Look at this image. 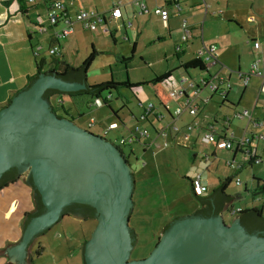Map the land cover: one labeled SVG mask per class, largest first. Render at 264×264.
I'll return each mask as SVG.
<instances>
[{
	"label": "crops",
	"instance_id": "0c3cea01",
	"mask_svg": "<svg viewBox=\"0 0 264 264\" xmlns=\"http://www.w3.org/2000/svg\"><path fill=\"white\" fill-rule=\"evenodd\" d=\"M62 1L65 3L73 21V31L70 34L76 31V24H78L76 22L78 21L75 20L74 15L80 9H93L105 12L111 8L114 1H121V15L119 17L113 18L109 13L104 15L103 25L105 30L108 31L111 30L109 27L110 21L116 23V28L120 25L124 28L133 27L131 19L138 18V15L143 14L138 11V6L129 0ZM143 1L150 10L147 13L148 17L145 22L157 23L161 21L160 26L157 28V39H165L166 34L173 39L175 55L176 57L179 56V65L193 58L201 57L205 46L214 44L217 47L216 63L208 69L209 76L217 74L219 77L225 78V81L230 83V87L225 92H222L225 94V97H223L213 93L214 90L211 89L209 82L207 84L200 82L201 76L209 77L205 73L199 72L197 79H194L196 73L192 72V70H190V76H187L182 71L179 77H172L171 75L168 80L170 86L168 90H182L183 92L173 97V105L171 107L168 106L170 113L172 114V111L177 106L185 108L187 104H190L197 107L195 115H191L188 110H183L178 117L172 118L161 106H158L156 101L151 102L148 93L142 86H137L138 104L143 109L140 111V117L145 115V107L149 103L153 104V110L147 114L148 120H138L140 117L135 115L134 118L137 124L140 121L150 122L154 131L150 137L135 139L134 143L128 147L134 152L140 148L145 152L150 149L152 144L158 141L167 143L166 146L162 144L160 146L162 148H167L171 142L180 146L182 141H189L193 146L197 145V143L205 146L206 173L205 171L202 173L200 171L194 175H187V177L192 179L200 175L203 184L207 185L206 193H208L219 181L231 174L237 176L240 173L239 170L243 169L239 168L237 171H232V167L221 169L222 159H224L225 165V161L241 159L243 155L239 150H226L227 153L222 158L218 155V150L221 149L215 147L214 144L203 143L201 136L208 130H212L218 135L226 133L230 129L235 132L236 138L239 139L243 135L247 119L236 115L243 110L251 111L252 119L264 120V93L260 91V86L264 82V0ZM27 6L29 7L28 11L24 14L20 10L19 0H0V109L6 105L10 95L26 84L27 77L36 72L37 61L46 57L44 53L43 55L41 53V35H44V32L41 33L37 29L39 20L46 22V18H44L47 13L46 6H44L43 0L28 2ZM158 6L168 10L169 18L166 22L153 13V9ZM170 7H173L174 10H170ZM176 17L182 20L178 19L170 22L171 18ZM129 22L131 23L130 25H128ZM184 22L189 30L187 40L182 39V25ZM61 27L62 25H59L58 28L53 27L48 33L46 32L48 41L50 40V35ZM256 40L260 42L261 47L260 51H258V56L260 57L262 75H251L244 81L243 77H247L246 73H248L250 64L255 58L253 42ZM205 88L206 92L203 91ZM146 100L149 101L147 105L145 104ZM67 111L69 112L68 109ZM115 116L119 118L117 113ZM114 122L116 121L110 120L108 126ZM170 123L177 125L181 131L170 130L166 137H160L157 133H154L155 129ZM190 124H193V128L188 130L187 127ZM135 128H128V133L120 137L127 138L129 135L136 134L137 128L140 129V126ZM253 130L252 125L248 124L247 134ZM257 131L264 134V125L258 128ZM185 133H189L188 138H184L183 135ZM250 143L255 155L260 159L259 162L248 164L252 166L262 161L264 156V138H253ZM195 157H197L196 154ZM207 162L209 163L207 164ZM244 184L246 188L252 189V185L247 187V183ZM227 193L231 194L228 191ZM33 200L34 190L26 181V174L24 173L19 179L0 189V264H86L82 253V244L88 239L94 226H86L84 223L89 221L88 219L71 213L65 216L77 221L73 229L66 230L65 224H62L64 216L57 221L61 222L62 231H67V235L64 238L65 245L55 246L54 250L58 253L50 250V245L44 242V233L57 223L55 222L48 229L36 233L30 240L27 246V257L24 261H17L10 256L6 245L15 243L20 239L25 214L34 209ZM260 203V199H253L249 205L244 207L262 205L264 208V204ZM196 205L198 207V204ZM238 207L244 208L240 205ZM228 216L231 219L235 218V216L229 214ZM159 229L161 230L160 226ZM46 252H49V259L45 257Z\"/></svg>",
	"mask_w": 264,
	"mask_h": 264
},
{
	"label": "water",
	"instance_id": "95a60500",
	"mask_svg": "<svg viewBox=\"0 0 264 264\" xmlns=\"http://www.w3.org/2000/svg\"><path fill=\"white\" fill-rule=\"evenodd\" d=\"M85 87V83L42 73L0 109V177L11 167L21 175L28 164L45 206L26 224L25 218L20 239L6 245L12 258L24 261L36 233L57 222L64 206L83 203L95 208L96 220L84 244L86 264H264V235L248 232L238 217L227 224L221 213L178 219L160 234L147 256L131 259L134 180L130 162L111 140L59 117L43 96L48 88ZM27 177L28 173L26 181Z\"/></svg>",
	"mask_w": 264,
	"mask_h": 264
},
{
	"label": "rangeland",
	"instance_id": "374dc122",
	"mask_svg": "<svg viewBox=\"0 0 264 264\" xmlns=\"http://www.w3.org/2000/svg\"><path fill=\"white\" fill-rule=\"evenodd\" d=\"M170 10H174V8L170 7ZM147 15V13H143L138 15V18L131 19L133 27L127 28L122 25L116 28V23L110 21L109 27L114 33L113 38L109 31L105 30L103 24L98 25L94 30H89L76 22L78 24H76L75 33L58 37L63 52L62 55L69 64L79 66L91 52L92 46L95 48L97 53L87 71V82L89 84H96L110 79L118 82H124L128 79L132 83H141L145 80H151L155 75L162 74L167 70L172 71V77H179L184 71L180 68V62L175 55L173 39L166 34L165 39L158 40L157 28L160 26L161 21L147 23L145 22ZM44 18H46V14ZM178 19L181 18H171L170 22ZM47 33L41 35V53L42 55L44 53L46 57H50ZM118 57L129 58V60L123 62ZM192 72L196 73L194 79H197L199 72L205 73V71L199 69H193ZM142 87L148 93L151 102H155V98L148 88L146 86ZM203 91L206 92V88ZM137 95L136 87L120 86L118 91H104L102 98L104 101L109 102L99 106L93 103L94 100L87 103L88 97L80 95L76 104L77 109L72 104L70 97L65 96L62 104L70 113L68 116H63L69 119L72 117L79 126L101 135L115 144L120 143V136L126 135L129 131L128 128H135L136 126H140L142 130L148 129L150 137L154 131L150 123L140 121L137 124L134 118V115L140 117V111L143 110L138 104ZM52 101L54 102V98ZM148 103L149 101L146 100L145 104ZM155 105L157 106L156 103ZM172 105V102L169 103L170 107ZM113 110L117 112L119 118L115 116ZM79 113L81 115H78ZM110 120H115L117 127L105 133L104 131L108 128ZM161 142L158 141L152 144L150 149L145 152L141 148L138 149L136 155L129 153L128 146H121L126 154L129 153V162L133 170L134 180L133 206L129 214V225L130 228L133 227L136 233V243L130 255L131 259L147 256L154 247L156 236L161 234L159 226L161 228L173 216L190 214L198 204L193 196L187 175H194L200 171L202 173L206 170V158L204 157L206 147L198 143L193 146L189 141H182L180 146L171 142L167 148H162L160 146L164 143ZM218 151V155L222 158L227 153L226 149ZM195 154L197 157H195ZM242 158L243 156L241 159L235 160L239 161ZM223 160V165H220L221 169L231 168L230 165H227V161H225L226 167ZM233 170L236 171L232 168ZM239 171L240 173L235 180L240 178L241 184L236 185L235 180H233L226 190L232 195L241 194L242 199L237 203V206L244 207L253 200L250 189L245 191L244 183H247V187H250L253 176L264 179V156L260 163H255L252 166L247 164ZM257 199H260V202L264 204V197ZM88 220L84 224L95 227L96 220ZM224 220L229 224L233 219L225 215ZM76 223V220L68 216H64L62 221L67 231L73 229ZM62 224L59 221L44 233V242L50 245L49 249L54 253H58L54 250L55 246L65 245L64 238L67 231H62ZM48 253L46 252L45 257L49 259Z\"/></svg>",
	"mask_w": 264,
	"mask_h": 264
},
{
	"label": "trees",
	"instance_id": "16d2710c",
	"mask_svg": "<svg viewBox=\"0 0 264 264\" xmlns=\"http://www.w3.org/2000/svg\"><path fill=\"white\" fill-rule=\"evenodd\" d=\"M52 1L53 0H43L44 6H46V9L49 8ZM27 3H28V0H19L20 10L24 14L27 13L28 8H29L27 6ZM51 28H53V27H50V29ZM109 33L113 38L114 33L111 30H109ZM160 39L161 38H159V40ZM49 41H50L49 42L50 45H49L48 51H49L50 47L53 45L58 46L60 51H58L57 53H54V54L49 53L50 57H44V59H39L37 61L36 72L27 77V82L21 89L17 90L12 95H10L6 105L11 102L13 96L16 95L19 91L28 88L38 78V76L40 74H42V73H54L58 77L62 78L65 81L79 82V83H85L86 84L85 88L80 89V90H76V91H61V90L52 89V88H48L44 91V94H43L44 98L49 99L51 101V103L53 105L52 109L54 112H56V114L59 117H63V115H65V116L69 115V112L67 111V109L62 104L63 98L65 96L70 97L72 104L76 107L77 101L79 100L78 96H80V95L87 96L88 97L87 99H89L87 103H89V101L91 103L96 98H102V94L104 93V91H109V92L112 90L118 91L120 86L128 87V88H133V87H137V86H146L148 88V90L151 92L152 96L155 98V101L158 104V106H161L164 110H166V112L169 113L172 118L179 116V115L173 116L170 113L169 108H168L169 103L172 102L173 97L171 96L170 91L165 86V81L169 80L170 76L172 75L171 70H167L164 73H162L161 75H155L151 80L142 81L141 83H132L128 79L124 82H118V81H115L113 79H110V80L100 82V83H96V84H89L87 82V71H88L89 66L91 65V63H92V61H93V59L97 53L95 48L92 46L91 52L82 61V63L79 66H73V65L69 64L68 62H66V60L64 59L62 52H61V47L59 45L58 36H56L55 33L50 35ZM134 48H135V45L133 46V50H134ZM118 59L123 61V62H127L129 60V58H125V57H118ZM180 68H182L184 70V72L187 76H190V70H193V69H199V70L205 71V74L209 76L208 69H207V67H205V63L201 57L193 58V59L189 60L188 62L183 63L182 65H180ZM203 76H201V77H203ZM204 77H206V76H204ZM210 77L211 76L206 77V78H210ZM213 93L219 94L220 96L225 97V94L222 93L221 91L215 90V91H213ZM110 96H111V93H110ZM53 98H54V102L52 101ZM90 99H92V100H90ZM103 104H108V102L104 101ZM108 106H110V105H108ZM76 109H77V107H76ZM113 113L116 115L117 112L113 110ZM78 115H81V113H79ZM71 119L74 120L72 117H71ZM144 119L148 120V116L142 115V117H140L138 120H144ZM114 123H116V122H114ZM172 123H170V124H172ZM137 129L139 130V128H137ZM158 129H162V127L158 128ZM158 129H155V133L158 132ZM106 130L108 131L111 129H106ZM146 130L148 131V129H146ZM169 131L170 130H168L166 136H168ZM133 135L136 136V139L143 138V137H139V135H137V133L136 134L134 133ZM218 136H220V135H218ZM129 138H131V135H129L127 138L126 137H120V139H125V140H128ZM134 141L135 140H133L132 143H134ZM132 143H131V141L130 142L126 141L124 144L118 143L119 145L118 144L117 145L120 146V148H121L122 145L129 146ZM121 150H122L127 161H129V158H130V156L128 155L129 153L132 155L133 154L136 155V152H134V150H132L131 148H129L128 154H126L122 148H121ZM240 161H242V160H240ZM246 164H249V163L248 162L247 163L241 162L240 168H244ZM237 170H239V168H237L236 171ZM132 175H133V173H132ZM19 177H20V173H19L18 169L16 167H11L10 169L5 171L1 175V177H0V189L7 186L9 183L16 181L17 179H19ZM235 178H236V175L231 174V175L225 177L224 179H222L221 181H219V183L210 192L206 193L207 192L206 191L201 195H197L193 189V185H192L193 178L189 179L190 185H191V190L193 192V196L195 197V199L197 200V203H198V207L190 215L209 217V216H215L218 213H221L223 215L229 214L231 216L238 217L240 220V223L244 226V228L248 232H251V233L258 232V233L264 235V208H263V206L259 205V206L244 207V208L238 207L237 203L242 199V195L239 193H237L235 195L227 193L226 189H227L229 183L231 181L235 180ZM237 179H239V178H237ZM29 184L31 185V187L33 188V190L35 192L34 200H33L34 201V209L25 214V218H26L25 224L28 223L32 217L39 215L45 211V206L42 203L40 195L37 193V190H36L31 178H29ZM240 184H241V181H240ZM240 184H237V185H240ZM245 191H248V188L245 187ZM250 192H251L252 198L254 200L257 198H260V197H264V179L259 178L257 176H253L252 177V189L250 190ZM78 207L83 209L84 218L95 219V208L92 207L91 205L83 204V203H71L70 205L65 206L63 211H62L61 217L68 215L72 212H75L76 208H78ZM184 216H186V215H184ZM184 216L179 215V216L172 217L169 221L165 222L162 225L160 232L161 233L165 232L172 225L173 222L177 221L178 219H180ZM130 232H131L132 239L134 242L133 244L135 246L136 233L133 230V227H131ZM89 236H90V234H89ZM89 236H88V238H89ZM86 240L82 244V253L84 250V244H85ZM158 240H159V235L156 237L154 246L156 245Z\"/></svg>",
	"mask_w": 264,
	"mask_h": 264
},
{
	"label": "built area",
	"instance_id": "2783aa9c",
	"mask_svg": "<svg viewBox=\"0 0 264 264\" xmlns=\"http://www.w3.org/2000/svg\"><path fill=\"white\" fill-rule=\"evenodd\" d=\"M34 0H28V2H33ZM132 3H135L138 8L140 13H149L150 10L145 4L143 0H129ZM120 5L121 1H114L112 3L111 8L108 11H98V10H87V9H80L77 11L75 15V20L80 22L83 28L89 29V30H94L97 28L98 25L103 24L105 17L104 15L106 13H109V15L113 18L119 17L121 15L120 12ZM153 13L158 15L160 19L164 22L168 20L169 13L168 10L162 6H158L153 9ZM46 22L39 20L38 22V31L41 33H46L50 30V27H58L59 25H62L60 29H57L55 31L56 36H64L67 34H70L73 31V21L70 18V15L66 9L65 3L62 0H53L49 8L47 9L46 13ZM131 23L129 22L128 25ZM182 39L187 40L189 37V30L185 25V22L182 25ZM253 47L255 50V58L252 60L250 64V68L248 73H246L247 77H243L244 81H246L249 76L251 75H262V72L260 70V57L258 56V51H260V42L259 41H254L253 42ZM216 45L211 44L209 46H205V48L202 51L201 58L203 59L205 63V67L209 69L213 64L216 63ZM59 50L58 46H51L49 49V53L54 54L57 53ZM210 78L206 77H201L199 80L203 84H207L208 82L210 83V87L212 90H217L221 92H225L229 87L230 83L225 81V78L219 77L217 74H211ZM209 79V80H208ZM224 84V85H223ZM165 86L167 89L170 87L168 80L165 81ZM170 91V90H169ZM260 91L264 93V82H262L260 86ZM183 91H170V94L172 97L177 95L178 93H182ZM96 106L103 105L104 99L103 98H96L94 99V102ZM153 110V104L149 103L145 107V112L149 114ZM183 110H188V112L191 115H195L197 113V107L196 105H190L187 104L185 108L181 106H177L173 111L172 115L173 116H178ZM237 117H244L247 119L246 126L243 131L242 137L239 139L236 138V134L233 130H227L226 133H221L218 134V136L214 131L208 130L206 131L202 136H201V141L205 144H214L215 147L220 148V149H226V150H239L242 155V161H235V159H232L227 162L228 165H230L232 168L237 169L240 168V163L241 162H248V163H254V162H259L260 159L255 155L254 149L251 147V140L253 138H264V134L260 133L257 131L258 128L262 127L264 125V120H255L252 119V113L249 110H243L242 112L238 113L236 115ZM248 124H251L252 127L254 128L253 131L248 132L247 134V126ZM117 126L116 123H112L108 126V129H113ZM193 124L188 125L187 129H192ZM256 129V130H255ZM168 130H174L176 132L181 131V129L177 125H166L165 127H162V129H158V136L160 137H166ZM107 130L105 131V133ZM137 135L139 137H149V132L144 129H137ZM184 138L189 137V133H185ZM136 139L135 135H131V138L128 140L125 139H120V144H124L126 141L132 143L133 140ZM167 143H164V146H166ZM236 184H240V180L236 179ZM193 189L194 191L198 194L201 195L204 192L207 191V185H204L201 179V176L198 175L193 178L192 181Z\"/></svg>",
	"mask_w": 264,
	"mask_h": 264
},
{
	"label": "flooded vegetation",
	"instance_id": "af4514ba",
	"mask_svg": "<svg viewBox=\"0 0 264 264\" xmlns=\"http://www.w3.org/2000/svg\"><path fill=\"white\" fill-rule=\"evenodd\" d=\"M26 166H28V170H27L24 174H27V173H28L27 181H28V183H29V178H31L32 181L34 182L33 177H32V174L30 173V166H29L28 164H26ZM18 171H19V170H18ZM22 174H23V173H22ZM22 174H21V175H22ZM21 175H20V177H21ZM36 190H37V189H36ZM37 193L40 195L41 201H42V203L44 204L42 194H40L38 191H37ZM34 195H35V192H34ZM68 205H70V204H68ZM68 205H66V206H68ZM64 207H65V206H64ZM63 209H64V208H63ZM62 211H63V210H62ZM71 214H75V215H79V216L84 217L83 209H82V208H79V207L76 208L75 212H72Z\"/></svg>",
	"mask_w": 264,
	"mask_h": 264
}]
</instances>
